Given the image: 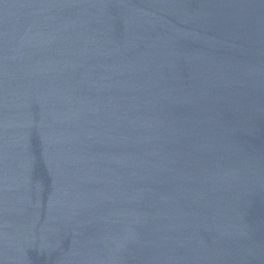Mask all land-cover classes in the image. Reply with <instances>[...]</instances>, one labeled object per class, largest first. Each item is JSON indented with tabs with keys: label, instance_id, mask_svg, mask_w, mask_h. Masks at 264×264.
<instances>
[{
	"label": "water",
	"instance_id": "95a60500",
	"mask_svg": "<svg viewBox=\"0 0 264 264\" xmlns=\"http://www.w3.org/2000/svg\"><path fill=\"white\" fill-rule=\"evenodd\" d=\"M0 264H264V0H0Z\"/></svg>",
	"mask_w": 264,
	"mask_h": 264
}]
</instances>
